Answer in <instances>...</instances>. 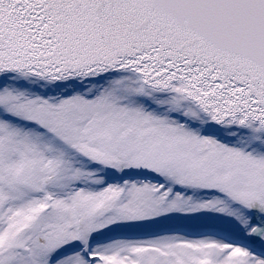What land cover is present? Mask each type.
I'll return each mask as SVG.
<instances>
[{
  "label": "snow or ice",
  "instance_id": "obj_1",
  "mask_svg": "<svg viewBox=\"0 0 264 264\" xmlns=\"http://www.w3.org/2000/svg\"><path fill=\"white\" fill-rule=\"evenodd\" d=\"M0 264H264V0H0Z\"/></svg>",
  "mask_w": 264,
  "mask_h": 264
}]
</instances>
